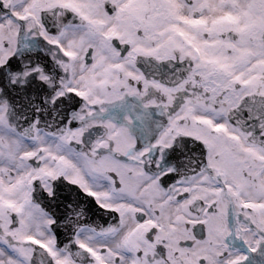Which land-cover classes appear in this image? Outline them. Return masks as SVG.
Here are the masks:
<instances>
[{
  "label": "snow or ice",
  "instance_id": "6c2138e0",
  "mask_svg": "<svg viewBox=\"0 0 264 264\" xmlns=\"http://www.w3.org/2000/svg\"><path fill=\"white\" fill-rule=\"evenodd\" d=\"M0 264H264V0H0Z\"/></svg>",
  "mask_w": 264,
  "mask_h": 264
}]
</instances>
